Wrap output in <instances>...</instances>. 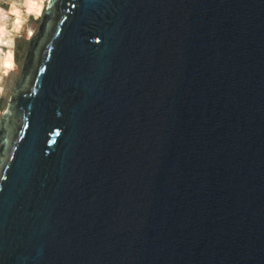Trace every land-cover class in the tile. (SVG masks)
<instances>
[{
    "label": "water",
    "instance_id": "water-1",
    "mask_svg": "<svg viewBox=\"0 0 264 264\" xmlns=\"http://www.w3.org/2000/svg\"><path fill=\"white\" fill-rule=\"evenodd\" d=\"M0 264H264V0H47Z\"/></svg>",
    "mask_w": 264,
    "mask_h": 264
},
{
    "label": "rangeland",
    "instance_id": "rangeland-1",
    "mask_svg": "<svg viewBox=\"0 0 264 264\" xmlns=\"http://www.w3.org/2000/svg\"><path fill=\"white\" fill-rule=\"evenodd\" d=\"M46 3L47 0H34L32 5L31 0H0V55L3 61L0 64V118L20 78L29 43L38 33ZM6 32L13 40L4 39Z\"/></svg>",
    "mask_w": 264,
    "mask_h": 264
},
{
    "label": "bare ground",
    "instance_id": "bare-ground-1",
    "mask_svg": "<svg viewBox=\"0 0 264 264\" xmlns=\"http://www.w3.org/2000/svg\"><path fill=\"white\" fill-rule=\"evenodd\" d=\"M26 4V3H25ZM45 7H46V5H45ZM44 11H45V8H44ZM44 11H43V13H44ZM43 16V15H42ZM42 18V17H41ZM7 34H9V32H6L4 35H3V37H4V39H8V40H13L12 38H10L9 37V35L7 36ZM12 47H8L7 49H11ZM12 52V51H11ZM12 54V53H11ZM2 57H4V56H2ZM3 63V61H2V58H1V55H0V64H2Z\"/></svg>",
    "mask_w": 264,
    "mask_h": 264
},
{
    "label": "trees",
    "instance_id": "trees-1",
    "mask_svg": "<svg viewBox=\"0 0 264 264\" xmlns=\"http://www.w3.org/2000/svg\"><path fill=\"white\" fill-rule=\"evenodd\" d=\"M34 0H31V5H32V2H33ZM41 1H44V0H41ZM24 14H26V11L24 10ZM25 17L27 18V17H30V15H25ZM41 18V17H40ZM40 18H38V19H34V20H39ZM26 21V20H25Z\"/></svg>",
    "mask_w": 264,
    "mask_h": 264
}]
</instances>
